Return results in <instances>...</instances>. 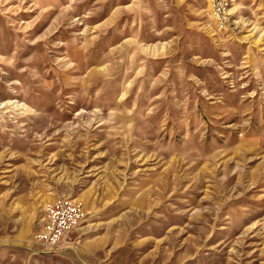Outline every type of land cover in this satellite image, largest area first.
Wrapping results in <instances>:
<instances>
[{
	"label": "rangeland",
	"instance_id": "374dc122",
	"mask_svg": "<svg viewBox=\"0 0 264 264\" xmlns=\"http://www.w3.org/2000/svg\"><path fill=\"white\" fill-rule=\"evenodd\" d=\"M230 9L0 0V264H264V0Z\"/></svg>",
	"mask_w": 264,
	"mask_h": 264
},
{
	"label": "built area",
	"instance_id": "2783aa9c",
	"mask_svg": "<svg viewBox=\"0 0 264 264\" xmlns=\"http://www.w3.org/2000/svg\"><path fill=\"white\" fill-rule=\"evenodd\" d=\"M232 4L233 0H210V12L216 29H227ZM86 219L87 211L81 200L66 195L59 196L47 204L42 227L35 237L46 247H58Z\"/></svg>",
	"mask_w": 264,
	"mask_h": 264
},
{
	"label": "crops",
	"instance_id": "0c3cea01",
	"mask_svg": "<svg viewBox=\"0 0 264 264\" xmlns=\"http://www.w3.org/2000/svg\"><path fill=\"white\" fill-rule=\"evenodd\" d=\"M234 8H232V10H233Z\"/></svg>",
	"mask_w": 264,
	"mask_h": 264
}]
</instances>
